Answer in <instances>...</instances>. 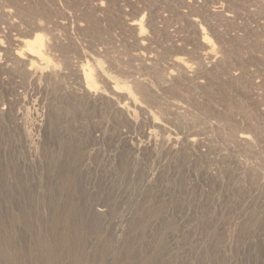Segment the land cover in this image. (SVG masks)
I'll list each match as a JSON object with an SVG mask.
<instances>
[{
    "label": "rangeland",
    "instance_id": "obj_1",
    "mask_svg": "<svg viewBox=\"0 0 264 264\" xmlns=\"http://www.w3.org/2000/svg\"><path fill=\"white\" fill-rule=\"evenodd\" d=\"M12 1L0 0V11ZM50 1L21 0L20 4L38 16L54 18L56 28L70 27L69 35L76 33L62 47L67 63L88 61L95 67L94 58H98L108 66L106 54L114 53L127 69H134L139 62L131 58L140 45L138 32L129 21L144 13L143 47L150 53L144 55L145 62L164 76L160 81L148 75L139 78L150 92L147 97H136L158 118L154 128L149 117L140 115L139 121L117 128L109 139L103 131L107 115L95 113L86 120H72V143L87 154L88 164L75 169L66 163L67 169L76 170L80 189L70 195L55 190L56 211L62 215L54 233L63 231L61 216L71 204L83 210L73 213L75 221L86 216L85 211L113 209L112 217L101 219L99 231L86 233L82 244L84 255L94 260L100 256L101 264H115L114 260L122 264V256L123 264L132 259L135 264L138 252L148 253L158 241L163 253L155 264H264V0H192L190 5L189 0H55L60 15H55ZM62 18L66 21L61 22ZM192 19H198L215 44L209 58L200 56V38ZM76 25L88 29L90 35L79 28L78 32ZM0 35L7 46L11 34L4 22H0ZM178 55L188 58L192 68L172 67L169 59ZM169 66L173 75L167 74ZM109 70L117 79L125 77ZM20 93L26 94L24 115L28 131L35 135L31 144L29 138L16 136L15 130L0 128V237L11 240V249L16 248L17 261L22 263L24 252L36 250V235L41 243L45 241L51 256L59 253L48 228L51 215L46 206L55 182L49 160L57 157L59 149L54 141L50 148L43 147V129L34 126L40 121L31 90L21 87L16 76L0 70V100H15ZM174 102L188 120H198L193 128L176 127ZM13 131L16 139L11 141ZM183 133L202 142L203 157L198 165H178L165 149L158 148L164 138L171 142ZM242 133L250 136L248 143L238 141ZM130 138L148 152L135 153L125 176L110 158L117 151H127L122 144ZM219 155L227 159L222 161ZM140 209L144 210L143 221ZM18 211L28 212V224L17 219ZM211 231L221 239L217 249L209 237ZM124 238H129L130 249ZM102 248L105 251L100 255ZM70 260L65 255L57 263L69 264Z\"/></svg>",
    "mask_w": 264,
    "mask_h": 264
},
{
    "label": "bare ground",
    "instance_id": "obj_2",
    "mask_svg": "<svg viewBox=\"0 0 264 264\" xmlns=\"http://www.w3.org/2000/svg\"><path fill=\"white\" fill-rule=\"evenodd\" d=\"M191 1L192 0H189L187 5H190L191 3H188ZM20 3L21 0H13L11 5L4 6L0 11V22H4L6 24L7 30L11 34V37L8 38L9 42L7 46H4V42L2 41L0 35V70L5 72L7 71V74L12 77L16 76L21 81V87H26L31 90L32 95L30 96L33 97V102H35L37 107V109H35V113L39 121L43 122L41 124L40 122L34 124L36 128L43 129V147L48 148L54 141L57 143V148L59 149L57 157H50L51 159L49 160L50 172L54 174L55 182L50 188L52 199L46 205L49 208L51 215L48 221V228L53 236L59 253L56 257L51 256L50 252L48 253L47 249L49 248H47L45 241L41 243L39 240L40 237L37 236L36 233V236L34 237L37 239L38 244L36 243L37 246L35 248L36 250L38 249V251L33 250L24 252L22 255L24 257L23 260L25 261L21 263L20 261H17L18 251L16 248H13L14 251L11 249V240L3 238L4 240L2 241L0 237V264H59L57 263L58 259L63 258L65 255H69L71 258L69 264H101L100 256L98 257V260H94L84 255L82 244L86 233H95L99 231L101 219L105 217H112V214H114L113 209L105 210L104 208H98L94 211H85L86 216H82L79 220L75 221L72 217L73 213H82L83 210L81 208L75 209L69 201L71 204L70 206L73 207V209L68 207V211L65 212L66 215L61 216L63 218V231L61 230L62 232H60V234L54 233L55 225L60 220L59 216L62 215L56 211L58 205L55 202L57 197V195H54L55 190L63 191L69 195L73 191H79V177L77 176L74 168H80L88 164V156L84 151H82L83 149L79 148L76 150L74 148V141L72 143L70 137L73 129L71 122L72 120H86L89 116L95 113L101 115L105 114L109 119L108 125L103 128V131L109 135V139L113 138V134L117 128L125 124H133L136 123V121H139L140 115L149 117L151 119L152 128H154L157 124L158 118L153 112L148 111L145 106L142 107V104L138 102V95L141 94L143 97H147L150 92L149 87L147 88L146 86L141 85L142 82L139 78L144 79V77L148 75L152 79L160 81L164 78V76H162V74L157 71L153 65L149 66V64H146L145 62L146 60L144 55H150V53H145L144 51H147L148 49L143 47L145 44L144 33L146 31L144 13H140L139 18L137 17V19L129 21L130 27L134 28L138 32L136 38L140 46L138 51L134 53L131 58L133 61L139 62L138 66L134 69H127L123 64H121L120 57H116L114 53H111L113 56L106 54L107 58L110 59V61H107L108 66H104L102 60L100 61L98 58H94L95 67H93L88 61L83 63H67L65 61L66 56L64 55L62 49L64 42L70 38V35L73 36L76 34L69 35L70 27L65 29L56 28L52 23V19L54 18H43L38 16L35 10L25 8ZM50 4L54 6L53 10L55 15H60V12L56 8V1L51 0ZM99 4L102 6L103 2ZM101 6L98 5V7ZM52 13L53 12L50 11L51 15ZM235 13V15H237V12ZM220 16H222V14H220ZM224 16L226 18L232 17L229 14H225ZM63 20L66 21L64 18L60 19L61 22ZM197 20L192 19V24L195 26V30L197 29L196 31L200 38V46L202 49L200 56L209 58L214 53L215 44L204 26L199 24ZM222 20H224V18ZM227 20L229 19H226V22ZM61 22L60 26L63 27ZM29 25H31L30 30L24 31V28ZM52 26H54V28ZM80 27V25H76V30L78 32L81 31L86 35L91 33L88 29H81ZM77 28H79L80 31ZM83 34L82 36L86 38L87 36H84ZM72 36L71 38H73ZM180 42L182 41H179V45ZM14 43H16V45H14ZM191 45H193V43ZM187 60L188 58L185 59L183 56L178 55L169 59V62L172 67H179L180 70H189L192 67H190L191 65H189ZM169 67L170 69H168L169 71L167 74L173 75V70L171 69V66ZM110 68L114 69L119 74L123 73V76L125 77L117 79L110 73ZM136 94H138V97H136ZM16 97L17 98L15 100L13 98L10 101L3 100V98L0 100V128L13 129L16 131V136L18 134V137H27L29 138L27 141L32 144L35 134H32L30 130L28 131L27 118L24 115L25 111L23 103L26 98V94L20 93L17 94ZM173 105V119L178 129H184L189 126L192 127L196 124L198 121L197 119L188 120L181 112L178 111L180 105L179 103H175ZM62 120L65 121L61 122ZM59 126L62 135L57 132ZM163 129H166V127ZM149 133L153 135L151 131ZM9 135L11 136V141L16 139V137H14V131ZM168 139L169 138L167 137L164 138L161 144L158 145V148L160 147L165 149L168 154L167 156L174 158L178 165L186 164L188 162L198 165L201 162V158L203 157L202 151H200L202 142L195 137V135L186 133L180 135L176 134L171 142H169ZM238 141L248 143L250 141V136L246 133H242L238 136ZM137 144L135 145L130 138L127 142L122 144L127 151L118 153L119 151L116 150L117 152H115L110 158L112 164L119 168V173L123 172L124 175H127L128 167L135 160V153L148 152L147 148H144L145 150L141 148L139 149ZM214 150L217 149L214 148ZM51 151L50 153H52ZM220 159L222 161L226 160L227 156L221 155ZM66 163L73 164L74 168H71L70 170L67 169L68 166L66 167ZM149 176L150 175L146 177ZM178 176L183 178V176ZM11 197L12 196L9 195L8 199L12 201ZM138 212H140V219L143 221L144 219L142 215L144 210L140 209ZM147 212L151 213L150 210ZM27 213L26 211H18L16 217L19 220H24L25 223L28 224L29 221L27 219ZM156 213L157 212H154V215ZM139 222L140 220L136 221V224ZM209 237L213 243V248L217 249L221 245V239L214 231L209 233ZM157 244V247L148 253L147 251L138 252L135 264L157 263L163 253L161 250L163 247L161 241H158ZM124 245H126L128 249L131 248L129 238H124ZM104 251L105 250L102 248L100 255H102ZM38 254H45L46 257L39 258ZM116 255L117 253L114 250L113 256ZM114 262L117 264L115 260ZM120 262L122 264L125 263L123 256ZM129 263L133 264V259Z\"/></svg>",
    "mask_w": 264,
    "mask_h": 264
}]
</instances>
